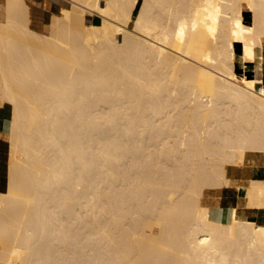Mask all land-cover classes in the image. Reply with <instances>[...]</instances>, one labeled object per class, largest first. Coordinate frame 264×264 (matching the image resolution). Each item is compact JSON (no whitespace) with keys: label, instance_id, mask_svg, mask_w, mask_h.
I'll list each match as a JSON object with an SVG mask.
<instances>
[{"label":"bare ground","instance_id":"bare-ground-1","mask_svg":"<svg viewBox=\"0 0 264 264\" xmlns=\"http://www.w3.org/2000/svg\"><path fill=\"white\" fill-rule=\"evenodd\" d=\"M68 1L0 19V264H264V0Z\"/></svg>","mask_w":264,"mask_h":264},{"label":"crops","instance_id":"crops-1","mask_svg":"<svg viewBox=\"0 0 264 264\" xmlns=\"http://www.w3.org/2000/svg\"><path fill=\"white\" fill-rule=\"evenodd\" d=\"M25 2L29 6L31 27L37 31H44L53 14H58L62 8L69 7L68 0H25ZM6 4L7 0H0V19H2L4 15ZM100 21L101 19L98 16H92L88 20V22L91 24H99ZM10 116V106H8L7 104H0V188L2 181L5 178V170L8 158V146L5 143L3 127L5 120L9 119Z\"/></svg>","mask_w":264,"mask_h":264},{"label":"rangeland","instance_id":"rangeland-1","mask_svg":"<svg viewBox=\"0 0 264 264\" xmlns=\"http://www.w3.org/2000/svg\"><path fill=\"white\" fill-rule=\"evenodd\" d=\"M90 17H91V15L88 14L87 20H89ZM258 76L264 78V72H259ZM0 103H1V105L3 104L1 101H0ZM4 138H5V136H4ZM5 143L8 146L7 138H5ZM220 199H221V201L223 203H226V204L232 203V204H234V201H235L234 191L232 189L231 190L230 189L229 190L228 189L223 190V192L221 193ZM259 218L263 219L264 218V214L261 215Z\"/></svg>","mask_w":264,"mask_h":264}]
</instances>
